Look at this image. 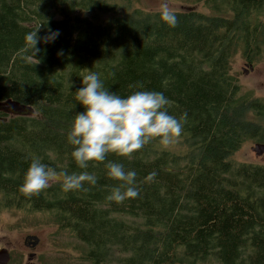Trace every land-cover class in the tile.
I'll return each instance as SVG.
<instances>
[{
    "label": "trees",
    "instance_id": "trees-1",
    "mask_svg": "<svg viewBox=\"0 0 264 264\" xmlns=\"http://www.w3.org/2000/svg\"><path fill=\"white\" fill-rule=\"evenodd\" d=\"M133 4L0 0V103L32 110H0V210L52 212L91 264H264V165L231 159L245 141L264 139V96L240 93L232 71L236 57L264 62V0H190L173 10L175 27ZM35 32L33 55L25 36ZM89 71L121 96L162 92L169 114H186L183 150L154 138L130 156L106 153L78 168L65 133ZM33 158L90 172L96 184L65 193L57 179L25 195L19 186ZM109 161L136 172V197L105 198L120 183L106 176Z\"/></svg>",
    "mask_w": 264,
    "mask_h": 264
},
{
    "label": "clouds",
    "instance_id": "clouds-1",
    "mask_svg": "<svg viewBox=\"0 0 264 264\" xmlns=\"http://www.w3.org/2000/svg\"><path fill=\"white\" fill-rule=\"evenodd\" d=\"M156 11L164 24L175 27L176 13L170 9L167 0H161ZM56 35L58 32H51L42 40L50 42ZM25 41V47L35 55L38 51L36 32L27 34ZM80 84L75 90V100L82 110L73 116L65 140L71 146L73 162L82 170L90 161H105L106 153L127 157L154 138H158L161 145L168 146L182 133L186 114L180 117L169 114L166 110L169 101L162 92L134 90L121 96L106 88L94 71L83 75ZM105 169L107 177L120 182L106 195L107 200L119 203L137 196L134 170L126 171L120 163L111 161L105 164ZM154 175L150 173L147 178ZM57 179L65 193L80 190L85 184H96V176L90 172L57 171L33 158L24 172L19 190L25 195L37 194Z\"/></svg>",
    "mask_w": 264,
    "mask_h": 264
},
{
    "label": "rangeland",
    "instance_id": "rangeland-1",
    "mask_svg": "<svg viewBox=\"0 0 264 264\" xmlns=\"http://www.w3.org/2000/svg\"><path fill=\"white\" fill-rule=\"evenodd\" d=\"M190 0H167L171 10L188 6ZM135 7L145 10H156L161 0H134ZM194 8L201 10V4ZM232 71L236 73L240 93L251 92L254 96H264V62L254 65L236 57L232 63ZM252 117V115L250 114ZM179 137L167 147L174 152H181L183 146L178 144ZM263 141L247 140L231 156L238 163L264 165V152L256 155L251 147ZM36 236L37 243L30 246L26 236ZM0 248H6L11 260L8 264H91L84 259L86 246L76 239L72 232L60 228L54 221L50 211H29L10 208L0 210ZM31 254V258H30ZM116 255V254H115Z\"/></svg>",
    "mask_w": 264,
    "mask_h": 264
},
{
    "label": "water",
    "instance_id": "water-1",
    "mask_svg": "<svg viewBox=\"0 0 264 264\" xmlns=\"http://www.w3.org/2000/svg\"><path fill=\"white\" fill-rule=\"evenodd\" d=\"M0 110L10 114H20L26 115L32 112L31 108L28 106H21L19 104L10 103V102H2L0 103ZM251 150L255 152L256 155H261L264 152V144L255 143L254 146L251 147ZM29 240L30 246H34L38 238L36 236H26L25 242ZM10 255L6 248H0V264H6L9 261ZM31 258V254H30Z\"/></svg>",
    "mask_w": 264,
    "mask_h": 264
},
{
    "label": "flooded vegetation",
    "instance_id": "flooded-vegetation-1",
    "mask_svg": "<svg viewBox=\"0 0 264 264\" xmlns=\"http://www.w3.org/2000/svg\"><path fill=\"white\" fill-rule=\"evenodd\" d=\"M11 260V257L9 258V261ZM9 261L6 263V264H8L9 263Z\"/></svg>",
    "mask_w": 264,
    "mask_h": 264
}]
</instances>
